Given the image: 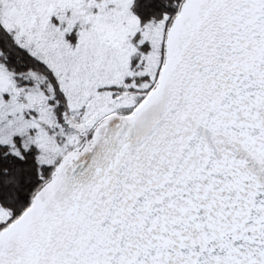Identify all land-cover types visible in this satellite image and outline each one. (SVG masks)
I'll return each mask as SVG.
<instances>
[{"label":"snow or ice","instance_id":"obj_1","mask_svg":"<svg viewBox=\"0 0 264 264\" xmlns=\"http://www.w3.org/2000/svg\"><path fill=\"white\" fill-rule=\"evenodd\" d=\"M0 264H264V0H0Z\"/></svg>","mask_w":264,"mask_h":264}]
</instances>
